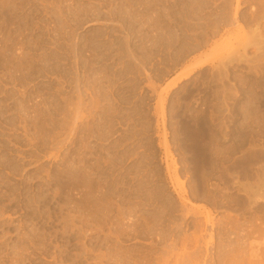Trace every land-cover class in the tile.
Returning <instances> with one entry per match:
<instances>
[{
    "label": "rangeland",
    "instance_id": "374dc122",
    "mask_svg": "<svg viewBox=\"0 0 264 264\" xmlns=\"http://www.w3.org/2000/svg\"><path fill=\"white\" fill-rule=\"evenodd\" d=\"M263 155L264 0H0V264H264Z\"/></svg>",
    "mask_w": 264,
    "mask_h": 264
},
{
    "label": "bare ground",
    "instance_id": "6f19581e",
    "mask_svg": "<svg viewBox=\"0 0 264 264\" xmlns=\"http://www.w3.org/2000/svg\"><path fill=\"white\" fill-rule=\"evenodd\" d=\"M202 65H198L197 67L199 68V67H201ZM194 69H196V67H194V68H191L190 70H188V71H186V72H183V74H184V77H186V76H188V75H190L191 73H192V71L194 70ZM182 74V73H181ZM181 74H178L177 76H179V75H181ZM182 74V75H183ZM177 76L176 77H174L172 80H170V82L166 85L167 87H171V86H174L173 84H171L172 83V81L173 80H175V78H177ZM195 151L197 152V148H195ZM264 156V155H263ZM196 159H197V157H196ZM264 165V164H263ZM260 168V167H259ZM247 169H248V167H247ZM249 170V169H248ZM248 170H246V172L248 171ZM255 171V170H254ZM260 173H256L255 172V175H253V177L257 180H255V182L252 184V188H248V189H246L245 187H243V189H242V191L246 194V198H244V202L245 203H247V205H248V207H247V209H245L244 210V212L246 213V212H248L247 210L249 209V211L251 210V205L253 204L254 206H255V204L257 203L258 204V201H263V203H264V166H263V168L259 171ZM244 173H245V171H244ZM250 173V172H249ZM253 173V172H252ZM251 173V174H252ZM250 174V175H251ZM257 174V175H256ZM247 176H248V174H247ZM245 177L244 179H247V178H249V176L248 177ZM252 177V176H251ZM261 192V193H260ZM245 197V196H244ZM240 203V202H239ZM242 203V202H241ZM260 203V202H259ZM243 204V203H242ZM241 204V205H242ZM244 205H246V204H244ZM252 205V206H253ZM260 205H261V203H260ZM258 206V205H257ZM257 206H256V209H253V213H252V215H251V217L250 216H248V221H247V225H246V227L245 228H243V230L241 231V233H240V235L238 236V238H239V240H240V242L243 244H245V241H247L248 239H249V242L251 241L250 240V238H252L254 235H256V237H257V234H259L260 235V233H264V206L262 207V205L261 206H259V207H261L262 209H260V211L257 209ZM242 208V207H241ZM243 209V208H242ZM242 212V211H241ZM252 212V211H251ZM256 213V214H255ZM257 213H258V215H259V213H263L262 215H259V217L257 216ZM243 215V214H242ZM247 217V216H246ZM256 217V221H258V223H254V220H253V218H255ZM241 218V217H240ZM243 218H244V215H243ZM240 220V219H239ZM247 220V219H246ZM206 222H209L208 220H206ZM238 224V223H237ZM245 225V224H244ZM233 228H234V226H233ZM239 232V231H238ZM212 236V235H211ZM263 236H264V234H263ZM212 238V237H211ZM211 238H210V241H212L211 240ZM264 239V238H263ZM262 239H260V241H261ZM237 241V240H236ZM259 241V242H260ZM252 242V241H251ZM250 242V243H251ZM257 242V245L259 244L258 243V241H256ZM255 242V243H256ZM236 243V242H235ZM237 243H238V241H237ZM254 243V242H253ZM248 244V243H247ZM262 244V243H261ZM260 245V244H259ZM226 247V246H225ZM237 247H239V246H237ZM236 247V248H237ZM247 247V246H246ZM250 247H252V246H250ZM249 247V248H250ZM260 247V246H259ZM262 247H263V245H262ZM235 248V249H236ZM254 248V247H253ZM251 249V248H250ZM245 250V249H244ZM256 250H257V248H256ZM235 251V250H234ZM233 251V252H234ZM237 251H239V250H237ZM251 253L250 254H248V257L247 258H245V255H243V251L242 250H240L239 252H238V256H235L234 258H229L230 259V263L231 264H258V261H259V263L261 262V260H260V258L257 256V254L256 255H254L253 253V251L251 250L250 251ZM256 252H258V251H256ZM232 253V252H231ZM246 253H247V251H246ZM212 255H213V253H212ZM206 257H207V255H206ZM257 257L259 258L258 260H257ZM202 258V257H201ZM263 258V257H262ZM215 259V258H214ZM225 259V258H224ZM202 260V259H201ZM212 260V259H211ZM257 260V261H256ZM263 260H264V258H263ZM263 260H262V262H263ZM203 261H204V259H203ZM202 261V262H203ZM209 261H210V258H209ZM256 261V262H255ZM225 262V261H224ZM205 263V262H204ZM203 263V264H204ZM230 263H228V264H230ZM263 264V263H262Z\"/></svg>",
    "mask_w": 264,
    "mask_h": 264
}]
</instances>
